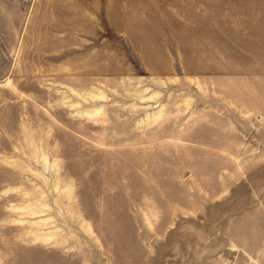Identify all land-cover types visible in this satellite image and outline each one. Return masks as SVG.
I'll return each mask as SVG.
<instances>
[{
    "label": "rangeland",
    "instance_id": "obj_1",
    "mask_svg": "<svg viewBox=\"0 0 264 264\" xmlns=\"http://www.w3.org/2000/svg\"><path fill=\"white\" fill-rule=\"evenodd\" d=\"M87 1L0 0V264H264V75L152 72L214 0Z\"/></svg>",
    "mask_w": 264,
    "mask_h": 264
},
{
    "label": "crops",
    "instance_id": "obj_2",
    "mask_svg": "<svg viewBox=\"0 0 264 264\" xmlns=\"http://www.w3.org/2000/svg\"><path fill=\"white\" fill-rule=\"evenodd\" d=\"M88 0L85 17L96 24V14H108V19L118 16V25H132L127 18L142 16V2ZM89 2V3H88ZM105 3V4H104ZM201 10H213V17L202 18L207 29L214 26L213 46L200 44L198 55L190 57V65L169 66V69L152 70L153 73L177 74H236L264 75V0H214L199 2ZM228 13L229 17H226ZM205 14V13H204ZM206 16V14H205ZM124 20V21H121ZM211 21V22H205ZM135 23V22H134ZM111 25V23H110ZM116 25V23H115ZM202 27V26H200ZM204 50V51H203ZM226 59L223 61L221 56ZM203 63L195 66V63ZM182 63V61H181Z\"/></svg>",
    "mask_w": 264,
    "mask_h": 264
}]
</instances>
